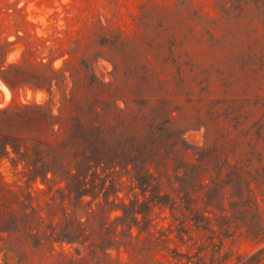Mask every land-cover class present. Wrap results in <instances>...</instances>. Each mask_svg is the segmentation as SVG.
<instances>
[{"label": "rangeland", "instance_id": "1", "mask_svg": "<svg viewBox=\"0 0 264 264\" xmlns=\"http://www.w3.org/2000/svg\"><path fill=\"white\" fill-rule=\"evenodd\" d=\"M50 69L58 74L51 94L32 88L38 76H53ZM93 100L116 102L127 120L163 104L172 112L183 132L181 143L175 140L186 151L161 164L163 194L176 197L177 165L196 166L209 183L212 167L198 163V149L206 159L228 155L232 164L238 159L255 169L264 193V0H0V153L5 146L9 153L0 160V264L167 259L169 252L145 247L146 234L131 247L117 246L126 240L115 220L138 193L119 168L96 170L70 197L64 185L29 183L31 151L20 139L63 142ZM39 105L55 116L61 110L65 133L40 128ZM172 142L159 151H171ZM259 207L264 218V196ZM174 214L177 220L155 208L150 218L157 229L171 225L166 246L195 254L206 243L203 233L187 224L180 243L174 230L182 216ZM260 247L240 241L233 250Z\"/></svg>", "mask_w": 264, "mask_h": 264}, {"label": "trees", "instance_id": "2", "mask_svg": "<svg viewBox=\"0 0 264 264\" xmlns=\"http://www.w3.org/2000/svg\"><path fill=\"white\" fill-rule=\"evenodd\" d=\"M252 1L256 3V0ZM50 73L52 77L38 76L32 88H46L51 94L53 78L58 74L52 69ZM97 84L94 80L90 87ZM56 86L59 87V83ZM88 104V117L78 116L77 122L72 123L70 135L63 142L56 139L53 144L42 137L31 141L20 139L31 151V168L26 172L29 183L40 181L48 188L50 183L59 185L60 190L64 187L70 197L85 189L96 170L116 171L119 168L129 176L133 190L137 189L138 193H133L134 201L122 204V216L115 220L118 222L116 228L120 226L122 229L118 235L126 240L117 243V246L131 247L133 240L146 234L145 242L148 245L145 247L148 250L169 252L167 259H154V264H261L264 260V218L260 212L259 197L264 196L263 177L255 169H250L238 159L232 164L228 155L221 159L215 154L206 159L202 154L206 151L198 149L197 153H201L197 154L198 163L208 162L212 167L209 183L199 178L196 166L177 165L173 168L174 178L180 185L176 197L163 194L159 173L161 164L164 160H170L171 153L179 151V148L186 151V147L180 144L183 132L175 125L172 112L167 111L163 104L155 112L127 120L123 117L126 109L120 108L114 101L93 100ZM35 108L41 113L40 128L47 129L53 135L66 132L61 121V110L55 116L49 107L39 105ZM112 114L115 118L110 119L109 115ZM169 136L173 140L171 151H159L160 147H166ZM176 137L180 143L175 140ZM28 142H32V145H28ZM58 143L63 148L60 149ZM8 156L5 146L0 160ZM192 194L197 198H193ZM155 208L160 211L168 209L174 219L175 211L180 212L182 217L174 230L177 241L186 243L184 236L188 235V224L194 231L203 233L206 243L195 254L170 249L165 245L170 240L166 233L173 230L171 225L160 229L154 227L150 214ZM190 240L192 237H189ZM64 241L70 243L68 239L57 242ZM240 241H249L261 247L253 253L240 254L233 250ZM34 246L38 247L40 243Z\"/></svg>", "mask_w": 264, "mask_h": 264}, {"label": "bare ground", "instance_id": "3", "mask_svg": "<svg viewBox=\"0 0 264 264\" xmlns=\"http://www.w3.org/2000/svg\"><path fill=\"white\" fill-rule=\"evenodd\" d=\"M5 90V89H4Z\"/></svg>", "mask_w": 264, "mask_h": 264}]
</instances>
